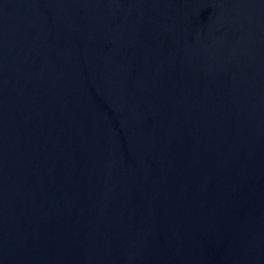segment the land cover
I'll list each match as a JSON object with an SVG mask.
<instances>
[{"label":"water","instance_id":"95a60500","mask_svg":"<svg viewBox=\"0 0 264 264\" xmlns=\"http://www.w3.org/2000/svg\"><path fill=\"white\" fill-rule=\"evenodd\" d=\"M0 264H264V0H0Z\"/></svg>","mask_w":264,"mask_h":264}]
</instances>
